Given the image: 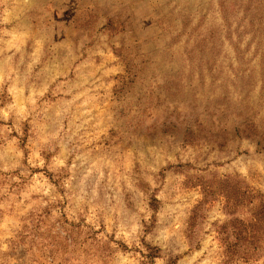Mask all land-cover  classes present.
<instances>
[{
	"label": "rangeland",
	"instance_id": "374dc122",
	"mask_svg": "<svg viewBox=\"0 0 264 264\" xmlns=\"http://www.w3.org/2000/svg\"><path fill=\"white\" fill-rule=\"evenodd\" d=\"M0 264H264V0H0Z\"/></svg>",
	"mask_w": 264,
	"mask_h": 264
}]
</instances>
